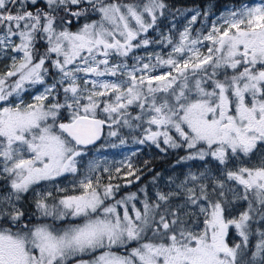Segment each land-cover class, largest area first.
Listing matches in <instances>:
<instances>
[{"label": "snow or ice", "instance_id": "6c2138e0", "mask_svg": "<svg viewBox=\"0 0 264 264\" xmlns=\"http://www.w3.org/2000/svg\"><path fill=\"white\" fill-rule=\"evenodd\" d=\"M0 264H264V0H0Z\"/></svg>", "mask_w": 264, "mask_h": 264}, {"label": "trees", "instance_id": "16d2710c", "mask_svg": "<svg viewBox=\"0 0 264 264\" xmlns=\"http://www.w3.org/2000/svg\"><path fill=\"white\" fill-rule=\"evenodd\" d=\"M207 1L214 2V5L216 6L215 11L218 12L223 5L233 4L236 6L240 2L246 0H172L175 5L186 8H192L197 6L202 7ZM136 152H138V155L134 157L135 163L138 166L143 167L144 162L149 161L148 168L154 170L152 172H149L148 169L145 168L144 171L146 175L143 176L141 183H146L151 178V176L155 174V172H163L165 175H168L170 171V166L176 159L175 154H169L168 156H164L155 147L148 148L145 146H139V149ZM135 187L136 185H133L132 190H135ZM127 190L128 189H125V191Z\"/></svg>", "mask_w": 264, "mask_h": 264}, {"label": "rangeland", "instance_id": "374dc122", "mask_svg": "<svg viewBox=\"0 0 264 264\" xmlns=\"http://www.w3.org/2000/svg\"><path fill=\"white\" fill-rule=\"evenodd\" d=\"M261 2H262V0H246V1L240 2L236 6L239 7L241 4H244V3H250L253 6H255V4H259ZM213 5H214V2L207 1L202 7H200V6H198V7L203 9V8H205V6H207V8L210 11H212V10L215 11L216 6L214 5L215 7L213 9ZM225 6L232 7L233 4L223 5L219 9L218 12H216V11L215 12L221 13L225 9ZM192 8H195V7H192ZM105 131H107V130H105ZM111 143H115L117 145V147H115V148L111 147L110 146ZM100 144H104V147L102 149L99 148ZM97 149H99V151H97ZM138 149H139V146L132 143L130 139H129V142L124 144V145H120L119 141L115 138H111L110 140L109 139H102V141L100 143H98L92 149V151L90 152L89 155L98 157L101 160L106 158L109 162H113V161H119V160L123 159L126 155H129L132 152H136Z\"/></svg>", "mask_w": 264, "mask_h": 264}, {"label": "flooded vegetation", "instance_id": "af4514ba", "mask_svg": "<svg viewBox=\"0 0 264 264\" xmlns=\"http://www.w3.org/2000/svg\"><path fill=\"white\" fill-rule=\"evenodd\" d=\"M213 19H215V17H213ZM196 26L199 27V24H197Z\"/></svg>", "mask_w": 264, "mask_h": 264}, {"label": "water", "instance_id": "95a60500", "mask_svg": "<svg viewBox=\"0 0 264 264\" xmlns=\"http://www.w3.org/2000/svg\"><path fill=\"white\" fill-rule=\"evenodd\" d=\"M98 143H99V142H98ZM98 143H97V144H98Z\"/></svg>", "mask_w": 264, "mask_h": 264}]
</instances>
